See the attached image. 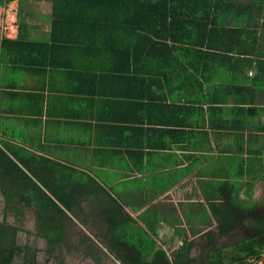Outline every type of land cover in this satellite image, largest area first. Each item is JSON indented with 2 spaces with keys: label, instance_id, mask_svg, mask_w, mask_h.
Wrapping results in <instances>:
<instances>
[{
  "label": "crops",
  "instance_id": "0c3cea01",
  "mask_svg": "<svg viewBox=\"0 0 264 264\" xmlns=\"http://www.w3.org/2000/svg\"><path fill=\"white\" fill-rule=\"evenodd\" d=\"M229 1L235 6L197 8L200 29L208 22L203 31L219 32L201 41L196 70L170 64L166 75L150 48L115 53L120 37L94 47L83 23L73 27L84 35L54 42L52 0L1 5L0 148L92 177L167 255L183 238L215 231L208 204L219 202L221 182L264 206V0L261 18L248 7L256 0ZM223 28L238 32L220 37ZM176 58L170 63L185 61ZM92 203L82 202L88 216ZM148 209L152 231L139 220Z\"/></svg>",
  "mask_w": 264,
  "mask_h": 264
},
{
  "label": "trees",
  "instance_id": "16d2710c",
  "mask_svg": "<svg viewBox=\"0 0 264 264\" xmlns=\"http://www.w3.org/2000/svg\"><path fill=\"white\" fill-rule=\"evenodd\" d=\"M10 1L0 0V6ZM205 1L207 8L235 6L229 0ZM205 1L52 0L51 38L58 42L55 40L73 32L84 35L85 30L73 27L83 23L87 26L89 42H94V47L97 42L109 40V37H120V44H117L120 50L115 53L131 56L142 46L139 50L141 55L150 48L151 54L157 57V71L164 75L170 72V64L175 65L174 69L189 67L194 71L199 62L197 59L204 54L201 50L204 42L201 41L204 38L212 40L213 34L219 32L215 25L203 31L207 29L208 22L201 29L197 25L199 18L195 16L196 11L199 7L204 8ZM262 4L261 0H256L248 7L256 6V16L261 18ZM216 17L218 15L204 16L207 21H214ZM237 32L223 28L220 37ZM118 41L115 40L116 43ZM179 43L187 46H178ZM92 46L89 43V47ZM177 56H184L185 61L170 63L172 59L177 61ZM1 147L2 192L10 203L17 201L33 210L38 230L49 249L66 242V231L73 221L72 217L84 226L89 218V225L97 230L94 236L99 238L98 242L113 252L122 264H246L240 254L245 258L255 257L264 246V213L259 211L256 203L249 204L239 198L235 183L221 182L219 202L208 204L216 222L215 231L205 233V240L201 238L204 242L183 238L181 246L170 258L92 177L21 148L8 144ZM88 199L93 202L89 216L82 206V202ZM149 215L150 209L141 214L139 220L152 231ZM205 225L210 227L212 222L208 220ZM236 228L251 235L230 245L216 244L218 237L226 236ZM201 231V228H191L193 235ZM194 249L201 251L199 257L192 256ZM122 251L126 260L121 256ZM35 257L32 248L18 244L13 228L0 224V264H37Z\"/></svg>",
  "mask_w": 264,
  "mask_h": 264
},
{
  "label": "flooded vegetation",
  "instance_id": "af4514ba",
  "mask_svg": "<svg viewBox=\"0 0 264 264\" xmlns=\"http://www.w3.org/2000/svg\"><path fill=\"white\" fill-rule=\"evenodd\" d=\"M72 220L66 242L49 249L38 230L33 210L17 201L14 204L7 201L0 186V224L13 228L19 245L35 251L37 264H122L113 252L94 239L81 221Z\"/></svg>",
  "mask_w": 264,
  "mask_h": 264
},
{
  "label": "rangeland",
  "instance_id": "374dc122",
  "mask_svg": "<svg viewBox=\"0 0 264 264\" xmlns=\"http://www.w3.org/2000/svg\"><path fill=\"white\" fill-rule=\"evenodd\" d=\"M21 10L23 11V9L21 7H18L17 6L16 7V10H15V16H16V13L18 11L20 12ZM15 22H18V18H16ZM33 22H35V21L33 20ZM259 191L261 192V190H259ZM260 192H257V194H259ZM258 208H259V211L260 212H263L264 213V206L258 205ZM89 233L94 237V239H96V241H98V238H96L92 234V232L89 231ZM249 235H251L250 232H248V231H244L243 232V231H240L238 228H236V229L232 230V232H230L228 235L218 237L219 240H218V242L216 244H218V245H221V244L230 245L233 242H236V241L240 240L241 238H244V237L249 236ZM199 240L204 242L205 239L204 240H202L201 238L197 239V241H199ZM174 245L176 246L174 248V250L172 252H169L168 251L169 252L168 253V256L170 258L177 251L176 248H179L180 247L179 243H175ZM198 250L197 249H194L193 252H192V256H198L199 257L201 251L200 250L198 251ZM225 251H228V250H225ZM119 252H121V251H119ZM121 256H122V258L124 260H126V254H125V252L122 251ZM240 258H242L243 260H245L246 264H264V246L259 249V252H258V255L257 256L250 257V258H245L243 254H240ZM116 259H117L118 262H120V260L118 258H116Z\"/></svg>",
  "mask_w": 264,
  "mask_h": 264
}]
</instances>
